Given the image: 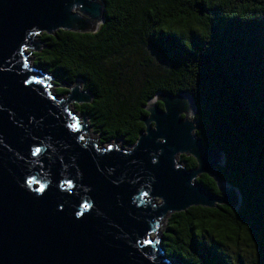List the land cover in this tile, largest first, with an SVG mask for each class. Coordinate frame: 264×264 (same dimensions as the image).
<instances>
[{"label": "water", "instance_id": "95a60500", "mask_svg": "<svg viewBox=\"0 0 264 264\" xmlns=\"http://www.w3.org/2000/svg\"><path fill=\"white\" fill-rule=\"evenodd\" d=\"M102 21L100 0H0V264H174L149 237L165 216L240 204L239 191L217 173L222 153L194 134L200 125L188 93L157 91L134 145L108 151L68 108L91 102L82 81L55 84L67 89L60 97L51 75L29 62L38 34L94 32ZM74 122L79 132L67 127ZM36 147L42 152L32 155ZM179 154L196 166L178 164ZM201 174L218 194L194 182Z\"/></svg>", "mask_w": 264, "mask_h": 264}, {"label": "trees", "instance_id": "16d2710c", "mask_svg": "<svg viewBox=\"0 0 264 264\" xmlns=\"http://www.w3.org/2000/svg\"><path fill=\"white\" fill-rule=\"evenodd\" d=\"M100 1L96 31L42 32L29 62L53 86L82 81L92 99L73 111L86 117L98 146L118 139L132 147L157 91L188 93L200 125L194 134L222 153L217 173L240 204L170 213L156 239L174 264H264V0ZM178 164L196 166L186 155ZM194 182L218 194L207 175Z\"/></svg>", "mask_w": 264, "mask_h": 264}, {"label": "rangeland", "instance_id": "374dc122", "mask_svg": "<svg viewBox=\"0 0 264 264\" xmlns=\"http://www.w3.org/2000/svg\"><path fill=\"white\" fill-rule=\"evenodd\" d=\"M35 41H37V38H35ZM30 52H32V51H28L27 50V56H28V59L30 60V61H32V55H30ZM160 65V64H159ZM155 68H157V66H155ZM52 83H53V80L50 82V85H51V89H53V85H52ZM60 97H66V95L65 96H60ZM68 108L69 109H71V110H74V105H73V103L72 102H70L69 104H68ZM74 115L77 117V118H79V119H83L85 122H86V124H87V126H88V132H89V135L93 138V139H97L98 137H97V135L92 131V128H91V126L89 125V122H88V120L86 119V117H83L80 113H78V112H75L74 113ZM189 119H191L190 118V116H189ZM106 145H114L116 148H119V149H123V150H129L131 147H129V146H123L122 145V142H121V140H112V141H110L108 144H100L99 146L100 147H105ZM180 155H183V154H179L177 157H176V161L178 162V160H179V156ZM181 165V164H180ZM168 217V215L167 216H165V218H163L162 219V224L159 226V228L156 230V232L155 233H153V234H151L149 237H150V239H156V237H157V235L159 234V233H161V231L164 229V227H165V223H166V218ZM230 248L228 247L227 249H226V251L227 252H230V250H229Z\"/></svg>", "mask_w": 264, "mask_h": 264}, {"label": "snow or ice", "instance_id": "6c2138e0", "mask_svg": "<svg viewBox=\"0 0 264 264\" xmlns=\"http://www.w3.org/2000/svg\"><path fill=\"white\" fill-rule=\"evenodd\" d=\"M30 35H31V34H30ZM25 66H27V65H25ZM32 82H38V81L36 80V77H35V76H33V78H32ZM39 82H40V83H43L42 80L39 81ZM24 83H25V84H28L29 81L26 79V80L24 81ZM52 98L54 99V97H52ZM67 127L70 128V129L73 130V131L79 132L78 124L75 123V122L72 123V124H70V125H68ZM78 138H79V140H81V141L84 140V137H83V136H79ZM112 148H113V146H112V145H109L107 150H108V151H111ZM30 151H31V154H32V155H39V154L42 152V149H41L40 147H36L35 149H30ZM152 162H153V163H156V161H152ZM29 183H30V181H29ZM63 183H64L65 185H67V186H74V185H73V181H72L71 179H66V180L63 181ZM37 191L41 193V198H42L44 195L47 194V191H46V188H45V185H44V184H41L40 187L37 189ZM145 195H147V193H145ZM83 207H84L85 209H88V208L90 207V205H89L88 203H85V204L83 205ZM75 215H76V216H80L81 213L76 212ZM144 243H145V244H150L151 241H150V240H145Z\"/></svg>", "mask_w": 264, "mask_h": 264}, {"label": "bare ground", "instance_id": "6f19581e", "mask_svg": "<svg viewBox=\"0 0 264 264\" xmlns=\"http://www.w3.org/2000/svg\"><path fill=\"white\" fill-rule=\"evenodd\" d=\"M161 246V245H160ZM162 248V247H161Z\"/></svg>", "mask_w": 264, "mask_h": 264}]
</instances>
